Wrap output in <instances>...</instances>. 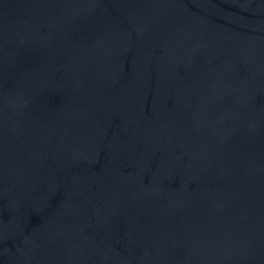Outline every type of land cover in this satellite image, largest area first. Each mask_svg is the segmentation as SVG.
I'll use <instances>...</instances> for the list:
<instances>
[{
    "label": "water",
    "instance_id": "1",
    "mask_svg": "<svg viewBox=\"0 0 264 264\" xmlns=\"http://www.w3.org/2000/svg\"><path fill=\"white\" fill-rule=\"evenodd\" d=\"M0 264H264V0H0Z\"/></svg>",
    "mask_w": 264,
    "mask_h": 264
}]
</instances>
